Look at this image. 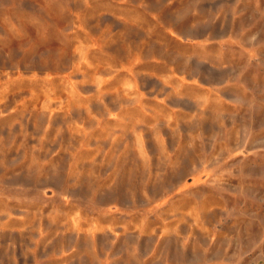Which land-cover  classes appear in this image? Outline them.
Returning <instances> with one entry per match:
<instances>
[{"label":"rangeland","instance_id":"rangeland-1","mask_svg":"<svg viewBox=\"0 0 264 264\" xmlns=\"http://www.w3.org/2000/svg\"><path fill=\"white\" fill-rule=\"evenodd\" d=\"M0 264H264V0H0Z\"/></svg>","mask_w":264,"mask_h":264}]
</instances>
